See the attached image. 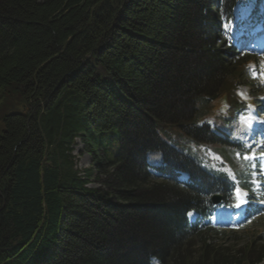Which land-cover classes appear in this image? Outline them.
Listing matches in <instances>:
<instances>
[{
  "label": "trees",
  "instance_id": "1",
  "mask_svg": "<svg viewBox=\"0 0 264 264\" xmlns=\"http://www.w3.org/2000/svg\"><path fill=\"white\" fill-rule=\"evenodd\" d=\"M233 2L0 0V264L264 259L251 244L239 257L220 251L203 222L210 196L228 204L235 187L195 153L221 145L233 163L205 118L222 93L235 107L246 77L244 58L218 35ZM77 139L92 160L83 172ZM148 151L163 156L160 177L147 170Z\"/></svg>",
  "mask_w": 264,
  "mask_h": 264
},
{
  "label": "rangeland",
  "instance_id": "2",
  "mask_svg": "<svg viewBox=\"0 0 264 264\" xmlns=\"http://www.w3.org/2000/svg\"><path fill=\"white\" fill-rule=\"evenodd\" d=\"M239 17H244L247 13V10L244 9V5H240L239 9ZM249 19L250 16L246 18V21L242 22L241 30L240 29H234V25L230 27V29L235 33V35H240L241 38L239 39V46L240 48H250L256 51L257 54H261L264 52V37H256V35L253 36V40L244 39L243 36L248 35L247 31L249 29ZM246 33V34H245ZM247 88L242 87V93H246ZM255 91V90H254ZM254 94H259V96H264V92L262 91H255ZM258 96V95H257ZM257 96L253 97L255 101H257ZM240 114H243V112L238 113L231 125L229 124L231 128V133L234 138L238 139L246 148V145H252L253 148H256V145L260 143L262 139H264V124L258 123L257 126H254L256 133L255 135H243V130L248 133V129L244 127L240 123ZM259 122H264V116H258ZM244 131V134L246 135ZM242 141H241V140ZM77 142L74 143L73 147V155L76 160V165L79 171L83 172L84 169H87L91 165V156L85 151L84 144L77 139ZM251 152L252 148H247ZM118 148L114 150L116 152ZM256 151L258 155L261 151H264V146L259 147L258 150L256 148ZM150 159L153 161H156L158 159V156L152 154L150 155ZM254 178H259V174L256 173ZM90 187H97L98 184L94 181H92L89 184ZM260 189V190H259ZM259 189H257L254 185V190L258 191V197L259 202L264 201V185L261 186ZM261 210L263 211L262 214L251 217L247 222H245L242 225L234 226L233 219L234 217L231 216L228 211H224L222 214V217L216 220V231L209 234V237L207 238V243L213 244V246L221 247L220 251H225L229 253L230 255L240 256L242 252H240L244 247L251 244L252 248L257 250L259 247H264V203H261ZM243 213V212H242ZM125 253L129 251L128 249H124ZM135 250V249H133ZM154 264H156L154 262ZM256 264H264V259L257 262Z\"/></svg>",
  "mask_w": 264,
  "mask_h": 264
},
{
  "label": "snow or ice",
  "instance_id": "3",
  "mask_svg": "<svg viewBox=\"0 0 264 264\" xmlns=\"http://www.w3.org/2000/svg\"><path fill=\"white\" fill-rule=\"evenodd\" d=\"M227 27V26H226ZM261 70L259 72L256 71L255 66H249V68L247 69V71L249 72V74L251 75V77L253 79H261L262 81H264V64H261L260 66ZM239 95H241L242 98H246L244 97L243 93H238ZM264 99V98H261ZM226 107V105H225ZM254 120L255 118L251 115L249 116H241L240 117V123L242 125L245 126V128H247L249 130V134L250 135H255L256 130L254 128ZM256 123H260V124H264V122H256ZM264 146V139H262L260 141V143L258 145H256V148L262 147ZM246 148H252L250 153H247L244 155L243 159L245 161L250 162L252 169H256L257 167V162L259 163V172L261 176H264V151H261L259 156H257V151L256 148H253L252 145H246ZM239 153H237V157L239 158ZM256 175V172L253 171V176ZM253 184L255 185V187L257 189H259L261 187L260 181L258 180H254ZM234 196L236 199V203L233 205L235 208H241L244 204L248 203L246 197H247V193H244L243 196L241 195L240 189L239 187H237L235 189L234 192ZM261 203H264V201H261Z\"/></svg>",
  "mask_w": 264,
  "mask_h": 264
},
{
  "label": "bare ground",
  "instance_id": "4",
  "mask_svg": "<svg viewBox=\"0 0 264 264\" xmlns=\"http://www.w3.org/2000/svg\"><path fill=\"white\" fill-rule=\"evenodd\" d=\"M140 230V229H139Z\"/></svg>",
  "mask_w": 264,
  "mask_h": 264
}]
</instances>
